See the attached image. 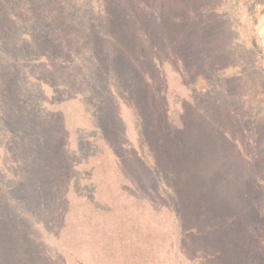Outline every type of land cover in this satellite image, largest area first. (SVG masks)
Segmentation results:
<instances>
[{"label":"rangeland","instance_id":"rangeland-1","mask_svg":"<svg viewBox=\"0 0 264 264\" xmlns=\"http://www.w3.org/2000/svg\"><path fill=\"white\" fill-rule=\"evenodd\" d=\"M9 1L0 264H264V0Z\"/></svg>","mask_w":264,"mask_h":264},{"label":"trees","instance_id":"trees-1","mask_svg":"<svg viewBox=\"0 0 264 264\" xmlns=\"http://www.w3.org/2000/svg\"><path fill=\"white\" fill-rule=\"evenodd\" d=\"M255 1V3L256 2H262V0H254ZM28 6H29V3H26L25 2V0H18L17 1V3H14V4H12V3H10V1L8 2V7H9V9L7 10L8 11V13H10V16H11V18H12V20L15 22V23H17V24H19L20 22H19V19H18V17H17V13H14L13 11L14 10H17V12H18V14L20 13H23V12H29V9H28ZM101 5H97V8L98 7H100ZM5 15H7V14H5ZM108 15H106L105 17H107ZM5 19H6V17H5ZM24 23V22H23ZM16 26H18V25H16ZM17 31H19V29H17ZM73 32H71V33H69V35L70 34H72ZM25 34H26V32H19V33H16V38L14 39L15 40V42L16 43H20V42H22V40H23V36H25ZM65 36H68V34H66ZM72 37V36H71ZM73 39H76V37L75 38H73ZM3 56V61L5 62V63H9V62H11V61H13V59H10L9 58V56H7V55H2ZM21 59H25L26 60V57L25 56H23V57H21ZM15 60V59H14ZM23 61V62H27V61ZM34 62V61H33ZM23 64V63H22ZM25 64V63H24ZM29 66H31V62L30 63H28V67ZM16 67L17 68H20V70L19 69H17V68H14V71L17 69V71H16V73H20V74H22V76H25V78H27V76H34V75H32V73L28 70H22L23 69V65H21L20 66V64H16ZM22 67V68H21ZM24 67H26V66H24ZM29 72H30V74H29ZM21 76V75H20ZM23 96L24 97H28V95H25V93L23 94ZM33 97V96H32ZM2 110H0V117H1V115H2V112H1ZM17 113H18V111H17ZM17 113H16V115H17ZM16 115L14 116V119L16 118Z\"/></svg>","mask_w":264,"mask_h":264}]
</instances>
